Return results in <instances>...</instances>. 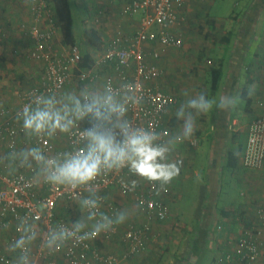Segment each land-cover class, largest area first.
<instances>
[{"label":"built area","instance_id":"obj_1","mask_svg":"<svg viewBox=\"0 0 264 264\" xmlns=\"http://www.w3.org/2000/svg\"><path fill=\"white\" fill-rule=\"evenodd\" d=\"M36 1V16L42 18L48 11L46 1ZM184 1L130 0L128 12L141 13L139 28L127 33L117 30L86 67L79 65L83 56L77 45H68L66 51L55 47L56 24L48 14L46 26L36 23L30 27L34 47L29 55L41 62L40 72L33 85L17 92L19 104L11 116L0 120V142H5L14 160L12 174L4 175L0 170V264H22V256H27L28 264H122L129 256L147 250L152 224L162 223L169 214L167 205L158 196L163 188L161 182L141 180L128 166L102 169L94 180L75 187L50 181L48 176L57 164L85 148L84 130L90 127L88 119L75 120L72 115L67 118L73 119V123L65 132V148L57 145L61 137L59 131L36 134L26 131L20 120H12L23 116L25 105H30L31 109L42 108V103L37 104L38 97L61 98L65 88L74 82L80 96L111 95L114 102L124 107V114L114 115L112 124L124 126L127 122L129 132L140 129L154 133V146L162 147L171 138L182 142L184 139L177 140V137L183 135L172 137L164 121L177 99L159 87L162 69L158 61L166 48L182 46V38L170 27L178 20ZM152 44L154 46L147 51L146 47ZM96 85L99 89L101 86V93H95ZM0 113L4 116L9 110L1 108ZM114 131L120 139L119 128ZM19 142L25 149H38V152H31L33 157L14 158L12 154ZM188 144L196 146L198 138L192 135ZM240 162L247 169L264 166V111L247 125ZM38 166L47 173L43 172L45 188L42 192L37 180ZM110 186H116L122 195L133 197L144 214L122 229L119 237L124 249L119 254L104 250L101 245L103 239L119 229V205L106 201L100 192ZM60 202L68 211L76 209L78 219H73V212L67 216L59 214ZM243 216L247 222L243 223L235 247L218 254L216 264H264V205L256 206ZM86 220L93 224L86 225ZM108 221L111 226L97 233L96 226ZM217 229H221V225H217ZM65 232L67 238L61 239ZM22 236L25 238L23 249L12 250L11 245ZM54 236L57 239L49 243Z\"/></svg>","mask_w":264,"mask_h":264},{"label":"crops","instance_id":"obj_2","mask_svg":"<svg viewBox=\"0 0 264 264\" xmlns=\"http://www.w3.org/2000/svg\"><path fill=\"white\" fill-rule=\"evenodd\" d=\"M45 1L48 11L43 13L42 18H38L35 13L38 4L36 0H0V109L9 110L4 116L0 113V120L11 116L19 104L17 92L33 85L40 72L41 62L29 55L34 47L29 29L36 23L41 27L46 26L47 14L55 22L53 4L51 0ZM129 1L68 0L73 44L77 45L82 56L89 53L91 58L94 57L114 37L117 30L127 33L139 28L141 13L130 14L127 10ZM178 14L179 18L170 30L182 38V46L179 47L182 50L180 53H170V49L172 51L179 48H166L161 53L165 55L159 58V66L162 69L159 87L177 99L167 111L164 121L170 128L172 137L183 135L184 121L191 114L196 120L193 135L198 138V142L199 139H203V142L195 149L198 144L190 147L188 139L178 143L171 138L163 143L162 147L168 149L164 161L179 162L180 169L179 174L169 183L162 184L164 189L158 191V196L168 207V217L162 223L152 224V236L147 250L129 256L122 264H158L159 259L156 260L154 254L158 247V231L162 225L187 226L190 230L187 233V256L171 255L169 262L165 264H216L218 254L235 247L243 223L247 222L243 215L258 205H264V166L259 169H247L240 162L247 125L264 111V0H232L230 4L228 0H185ZM88 29L96 32L101 42L99 47L88 44L84 35ZM54 42L58 50L66 51L68 45L63 42L57 25ZM153 46L148 45L147 51ZM192 52L197 53L193 54L196 60L191 69L194 76L189 73L190 69H187L188 74L185 76L182 72L176 73L177 64L184 66L183 61ZM203 56L211 57L213 65L207 68L203 64ZM176 58H181V61ZM196 61L200 63L197 64ZM212 68L221 70L218 88L213 92L210 90ZM166 72L171 81L176 79L178 88L169 84ZM185 79L191 83L188 89L182 88ZM203 81V91L196 89V85L202 84ZM72 84L65 88L61 98L54 99V107L68 112L67 118L71 115L70 95L80 96L78 86ZM95 87L98 89L95 93H101V86L100 89L97 85ZM175 89H178L177 95L173 94ZM250 89L251 95L248 94ZM226 90L227 94L241 98L237 106L229 111L221 112L214 107L212 111L199 115L185 104L200 94H203L205 99L219 102ZM64 105L68 106L67 109H64ZM182 107L185 115L178 117L177 113ZM211 115V129L206 130L205 137L202 138L199 122ZM18 120L23 123V116L13 119L12 122ZM60 134L57 145L65 148V133ZM238 134L243 135V141L236 147L238 151L225 149V142L233 144ZM204 142L208 143V147L203 145ZM5 146V142H0V170L9 176L14 170V160ZM31 152V149H25L19 142L12 156L18 159L27 155L33 157ZM228 152L238 156L236 167H224ZM34 159L37 162L36 158ZM237 169L243 170L235 176L238 188L227 187L224 190L222 185L227 183V170ZM43 172L40 166L36 168L41 192L45 188L42 186L45 176ZM140 179L143 180L141 177ZM100 192L104 194L106 201L119 205L117 220L121 215L125 217L122 223H118V232L103 239L101 244L104 250L119 254L124 249V243L119 237L122 229L128 222L141 219L143 210L133 197L122 195L116 186L107 187ZM87 193L92 195L91 191ZM61 205L62 202L58 205L59 214L73 212V219H78L76 209L68 211ZM85 224L93 223L86 220ZM217 225H221V229H217ZM2 242L5 243L3 240Z\"/></svg>","mask_w":264,"mask_h":264},{"label":"clouds","instance_id":"obj_3","mask_svg":"<svg viewBox=\"0 0 264 264\" xmlns=\"http://www.w3.org/2000/svg\"><path fill=\"white\" fill-rule=\"evenodd\" d=\"M251 95V89L249 90ZM72 107L71 115L75 120L88 119L90 127L84 130L85 148L79 150L75 155L65 159L62 164H57L54 171L48 176L53 182L66 183L75 187L94 180L102 169H115L128 166L129 170L147 181H159L162 184L169 183L179 174V162H163L166 159L167 148L154 146L153 140L156 135L140 129L128 131L127 122L124 126L112 124L114 115L122 116L126 111L122 105L114 102L111 95L89 96L82 94L80 97L70 95ZM239 96L233 97L227 94L216 102L213 99H205L200 94L195 99L186 102L189 109H194L199 115L206 114L213 110L226 112L237 106L240 101ZM44 107L31 109L30 105L23 107V128L26 131L39 134L47 131L49 134L57 130L65 133L73 123V119H67L68 112L55 108L54 98H37V104ZM64 105V109H67ZM183 107L177 113L178 117L184 116ZM196 120L189 114L184 121L183 136L177 140L190 138L195 131ZM103 128V130H101ZM119 128L120 139L117 138L114 129ZM35 154L38 149H33ZM42 159V157H41ZM55 163V162H53ZM125 217L121 215L117 223H122ZM107 220V218H105ZM111 222L96 226L97 233L101 229H107ZM87 235V234H86ZM34 238V237H33ZM61 239L67 238V233L61 234ZM57 237H52L55 241ZM25 238L22 236L11 245L12 250L23 249ZM22 264H28L27 256L21 257Z\"/></svg>","mask_w":264,"mask_h":264},{"label":"rangeland","instance_id":"obj_4","mask_svg":"<svg viewBox=\"0 0 264 264\" xmlns=\"http://www.w3.org/2000/svg\"><path fill=\"white\" fill-rule=\"evenodd\" d=\"M232 0H228L229 4ZM75 29V27H74ZM76 30V29H75ZM182 50V48H179V49H174L171 51L170 49V53L171 52H178L180 53V51ZM164 52V51H163ZM162 52V53H163ZM212 53V52H211ZM194 55H197L196 52H192V54L187 57L183 62H184V66L181 67V63L180 64H177L178 65V68H177V72L176 73H179L181 74L182 72V75H187V69H190L189 73H191V75H193V73L191 72V69L193 67V65L195 64V56ZM165 55V54H163ZM163 55H160V56H163ZM205 56V55H204ZM202 57L203 59V64L208 68V66L210 65H213V60L211 57ZM177 61H181V58H176ZM160 61V60H159ZM158 61V63H159ZM197 64H199L200 62H197ZM165 71V70H164ZM168 75V73L166 72V76ZM194 76V75H193ZM166 80H169V84L170 85H173L175 88H178V83H176V79L175 81H171L168 76L166 77ZM182 81V80H181ZM184 83L182 85V88H189L191 83H189V81L187 79L183 80ZM72 85L75 86V83H73ZM204 81L199 84L196 85V89L198 88L199 90L202 89L201 91H203V87H204ZM198 90V92H199ZM166 92V91H165ZM168 92V91H167ZM177 92H178V89H175L173 94H176L177 95ZM169 93V92H168ZM184 102L182 101L181 104H183ZM186 104V103H185ZM186 107V106H185ZM209 116H206V118L199 122V125L202 127L200 128V132H201V137L204 138L205 137V133H206V130L208 129H211V125H212V117L213 115H211L209 117V120L207 119ZM199 137V136H198ZM235 140V144H230L229 142H225V149L231 151V152H237V148L240 144L241 141H243V135L242 134H238V136H236V138H234ZM203 142V139L200 140L199 139V142H198V145L195 148H198L199 146H201V143ZM203 145H206L208 147V143L204 142ZM193 149V148H191ZM209 150V149H208ZM227 183H223V188L224 190H226L227 187L229 188H234V189H237L239 185H237L238 181L236 180V177H237V174H241L243 172V170H227ZM226 174V173H225ZM236 176V177H235ZM91 225V224H90ZM182 225V223L180 224ZM189 227L187 226H173V227H165L164 225H162L161 229H159L160 231H158V241H157V245L158 246L155 250V254H154V257L155 259H159V263L158 264H165L167 262H169V258L171 255H174L175 257L176 256H179V257H182V255H184L183 257H186L187 256V248H186V242H187V238H188V235L187 233L190 231L188 229Z\"/></svg>","mask_w":264,"mask_h":264},{"label":"trees","instance_id":"obj_5","mask_svg":"<svg viewBox=\"0 0 264 264\" xmlns=\"http://www.w3.org/2000/svg\"><path fill=\"white\" fill-rule=\"evenodd\" d=\"M51 2L53 4L54 11H55V22H56V25L60 29L62 40L66 45H72L74 43V37H73V32H72V19H71L70 9L68 5V0H51ZM84 35L86 39L88 40L89 45L99 47L101 42L94 30L92 29L85 30ZM90 64H91V56L89 53H85L79 65L81 67H86V66H89ZM220 76H221L220 68H212L211 84H210L211 92L216 91V89L218 88ZM221 140L223 139L221 138ZM226 155H227V158H226V164L224 167L226 166L236 167L238 156L231 152H228Z\"/></svg>","mask_w":264,"mask_h":264}]
</instances>
